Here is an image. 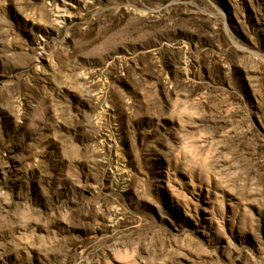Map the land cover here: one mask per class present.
<instances>
[{
  "label": "rangeland",
  "instance_id": "374dc122",
  "mask_svg": "<svg viewBox=\"0 0 264 264\" xmlns=\"http://www.w3.org/2000/svg\"><path fill=\"white\" fill-rule=\"evenodd\" d=\"M0 264H264V0H0Z\"/></svg>",
  "mask_w": 264,
  "mask_h": 264
}]
</instances>
